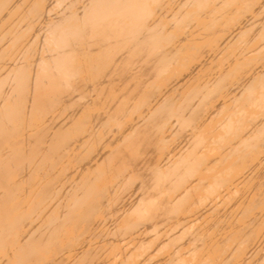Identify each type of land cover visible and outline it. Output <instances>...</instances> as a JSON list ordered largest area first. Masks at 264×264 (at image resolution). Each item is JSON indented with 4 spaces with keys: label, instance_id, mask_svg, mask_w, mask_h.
Returning <instances> with one entry per match:
<instances>
[{
    "label": "bare ground",
    "instance_id": "1",
    "mask_svg": "<svg viewBox=\"0 0 264 264\" xmlns=\"http://www.w3.org/2000/svg\"><path fill=\"white\" fill-rule=\"evenodd\" d=\"M0 264H264V0H0Z\"/></svg>",
    "mask_w": 264,
    "mask_h": 264
}]
</instances>
